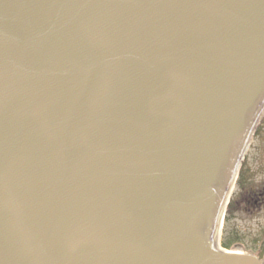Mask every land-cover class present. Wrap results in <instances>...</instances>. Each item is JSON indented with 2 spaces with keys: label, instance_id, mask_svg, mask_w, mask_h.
<instances>
[{
  "label": "water",
  "instance_id": "95a60500",
  "mask_svg": "<svg viewBox=\"0 0 264 264\" xmlns=\"http://www.w3.org/2000/svg\"><path fill=\"white\" fill-rule=\"evenodd\" d=\"M263 117L264 0H0V264H259Z\"/></svg>",
  "mask_w": 264,
  "mask_h": 264
},
{
  "label": "rangeland",
  "instance_id": "374dc122",
  "mask_svg": "<svg viewBox=\"0 0 264 264\" xmlns=\"http://www.w3.org/2000/svg\"><path fill=\"white\" fill-rule=\"evenodd\" d=\"M248 153L249 155H246L247 161L242 163V168H247V166L252 168L255 176L258 175V177L254 176V181H261L262 173L259 170L264 158V117L256 129L254 139L250 145ZM246 168L244 170H246ZM232 204L233 193L229 205L226 209L225 220L221 232V241L223 242L224 240H226L229 242H235V240L233 239L235 237L238 240V244L240 245L238 247H232L231 249H226L223 246L222 248L229 252L242 254L249 253L250 250L254 248L258 249L264 236L263 217H252L251 219L249 217H246L245 219L243 215H238L234 212Z\"/></svg>",
  "mask_w": 264,
  "mask_h": 264
},
{
  "label": "flooded vegetation",
  "instance_id": "af4514ba",
  "mask_svg": "<svg viewBox=\"0 0 264 264\" xmlns=\"http://www.w3.org/2000/svg\"><path fill=\"white\" fill-rule=\"evenodd\" d=\"M246 161L247 157H245L244 159V162ZM242 167L243 164L241 166L236 185L234 187L235 189L233 192L232 204L233 210L236 214L243 215L245 219L246 217H249L250 219L252 217H263L264 219V158L261 165L262 169L260 167L259 170L262 173L261 181H254V178L258 177V175L255 176L252 168L247 166V168L244 167V169L246 168V170H244ZM249 253L238 254L253 256L258 260L259 264H264V236L259 245V248H254L250 250Z\"/></svg>",
  "mask_w": 264,
  "mask_h": 264
},
{
  "label": "trees",
  "instance_id": "16d2710c",
  "mask_svg": "<svg viewBox=\"0 0 264 264\" xmlns=\"http://www.w3.org/2000/svg\"><path fill=\"white\" fill-rule=\"evenodd\" d=\"M233 239L235 240V242L231 240V242L224 240L222 242L223 247L226 249H231L232 247L239 246L240 244H238V240L235 237Z\"/></svg>",
  "mask_w": 264,
  "mask_h": 264
}]
</instances>
